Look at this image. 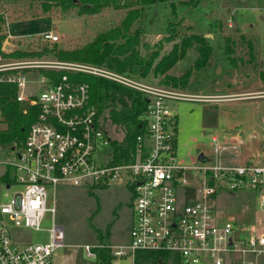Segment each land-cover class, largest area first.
I'll list each match as a JSON object with an SVG mask.
<instances>
[{
    "label": "built area",
    "instance_id": "2783aa9c",
    "mask_svg": "<svg viewBox=\"0 0 264 264\" xmlns=\"http://www.w3.org/2000/svg\"><path fill=\"white\" fill-rule=\"evenodd\" d=\"M42 41L55 43L52 31ZM0 50V86L16 88L14 100L26 114L36 107L35 120L18 147H9L6 164L21 187L9 202L0 204V264H52L56 248L63 245V227L53 224L50 241L17 244L8 222L15 227L39 229L46 212L47 185L108 186L126 183L132 189L133 222L130 244L116 246L114 255L132 256L138 250L176 253L181 264H264V231L237 220L222 221L216 200L221 191L251 189L264 213V145L241 163H225L227 149L239 152L243 144L211 135L214 157L189 165L177 156L176 118L169 100L192 95L151 85L143 80L92 64L66 60L26 59ZM42 69L64 71L57 79ZM37 72V76H33ZM88 73L142 92L147 97L144 133L137 135L132 160L114 163V140L106 123L90 103L89 86L70 74ZM40 90V91H39ZM0 105V128L5 124ZM238 231L248 232L241 235ZM87 255L95 258L90 245Z\"/></svg>",
    "mask_w": 264,
    "mask_h": 264
},
{
    "label": "rangeland",
    "instance_id": "374dc122",
    "mask_svg": "<svg viewBox=\"0 0 264 264\" xmlns=\"http://www.w3.org/2000/svg\"><path fill=\"white\" fill-rule=\"evenodd\" d=\"M1 12L4 18L1 24V33L5 36L3 43L11 46L13 51H36L47 46L51 51L43 57L23 58L50 61L57 59L56 50L80 48L97 33L119 25L126 9L108 6L96 14H79L77 8L52 6L45 11L39 2L16 1L3 2ZM169 22L176 23L177 40L190 34H201L212 49L209 63L201 68L194 67L198 52L190 48L169 70V75L179 77L191 69L184 87H165L161 83L164 77L154 76L152 72L144 80L151 85L192 95V98L168 101L176 118L177 156L189 165L196 164L200 152L213 158L211 135L222 137L229 128L243 129L246 141L255 142L253 134L264 138V74L260 76V68L264 70V0L156 2L144 8V16L139 21L142 40L151 44L158 41ZM45 31L56 34L58 41L43 42L42 33ZM248 41L254 42V58L250 56ZM227 43L234 48L235 66L228 59ZM170 47V44L166 45L164 52ZM140 50L144 52L142 48ZM33 76L36 77L37 72ZM105 123L114 139L123 137L120 129ZM225 141L230 143L227 138ZM247 146L245 143L241 148L243 155ZM230 154L235 153L230 149L223 153L224 157ZM11 158L9 146L0 144V204L9 202L12 194L21 190L15 184L6 187L1 179ZM10 174L13 175L12 169ZM46 190L47 206L54 207V212L44 214L39 229L15 227L6 215L3 216L15 243L49 242L55 223L63 227L64 240L63 245L56 248L52 264H95L94 258L87 255L85 245L94 250L101 242L115 257L112 264H135L131 254L116 256L113 253L116 246L130 244L133 222L131 187L126 183L102 187L60 183L55 187L47 185ZM245 204L255 213L245 227L255 225L257 230L264 231V213L258 209V196L250 189L233 194L221 191L216 200L217 215L222 221L232 220L235 215H240ZM245 214L248 212L242 213V221H245ZM238 233L246 235L248 232Z\"/></svg>",
    "mask_w": 264,
    "mask_h": 264
},
{
    "label": "trees",
    "instance_id": "16d2710c",
    "mask_svg": "<svg viewBox=\"0 0 264 264\" xmlns=\"http://www.w3.org/2000/svg\"><path fill=\"white\" fill-rule=\"evenodd\" d=\"M39 2L43 10L52 6L64 9L77 8L79 14H96L103 8L126 9L125 15L119 25L97 33L93 39L80 48L72 50L59 49L54 52L57 59L82 62L101 66L109 70L127 74L140 80H145L149 72L154 76H163L161 83L165 87L176 88L186 86L191 69L182 76L175 77L168 74L169 70L184 56L190 48H195L198 57L194 62L195 68H201L209 63L212 49L207 39L201 34H190L176 39V23L169 22L166 32L161 38L151 44L142 40V26L140 19L144 16V8L156 2L170 0H0V50L4 34L1 33V24L4 21L1 12L3 2ZM173 6V3H171ZM250 56L254 58L253 43L248 41ZM171 47L164 52L165 46ZM228 59L235 66L236 58L231 43L225 45ZM144 52L141 53L140 49ZM44 46L36 51H11L7 56L15 58H40L50 53ZM57 79L64 73L61 70L42 69ZM75 80L85 82L89 86L90 103L97 109L98 116L105 122L111 123L123 132L120 140L112 141L114 146V163L132 160L136 137L146 130L145 119L147 97L140 91L134 90L117 82L88 73L70 74ZM16 88L13 85L0 86V105L4 112V128H0V144L18 147L25 138L26 131L35 120L36 107L23 114L18 103L14 100ZM12 168L8 166L1 179L6 183L13 181L10 174ZM104 242L94 247L95 264H112L115 258ZM135 264H181L176 253L168 251L138 250L133 255Z\"/></svg>",
    "mask_w": 264,
    "mask_h": 264
},
{
    "label": "crops",
    "instance_id": "0c3cea01",
    "mask_svg": "<svg viewBox=\"0 0 264 264\" xmlns=\"http://www.w3.org/2000/svg\"><path fill=\"white\" fill-rule=\"evenodd\" d=\"M253 45H254V42H253ZM9 47H11V46H9ZM263 74H264V70L262 68H260V76H262ZM226 131L228 133L222 134V137H220V138H222L223 140H225L227 138L232 143L235 142L234 141L235 139L238 142V139L241 138L243 140V144L240 146L239 152L235 153L234 155L230 154L228 157L223 156V161L225 163H241V162H244L249 158L250 155L258 152V150L264 145V138L263 137H257L255 134H253V136H252V138H253V140H255V142L246 141L245 137H244L245 132L243 129L229 128ZM237 142H235V143H237ZM245 143H247L248 146L246 148L245 154L243 155L241 153V148ZM250 145H252V147ZM251 191L257 196L255 191H253V190H251ZM246 212H248V215H250V216L245 214V217H246V218H244L245 221H242L241 220V218H243L242 213H246ZM252 213L253 212L251 211V207L245 204L241 210L240 215H237V216L235 215L234 218L237 220V222H239L240 225L245 226V223L251 218V215H253V217H254L255 213H253V214ZM94 260H95V258H94Z\"/></svg>",
    "mask_w": 264,
    "mask_h": 264
},
{
    "label": "water",
    "instance_id": "95a60500",
    "mask_svg": "<svg viewBox=\"0 0 264 264\" xmlns=\"http://www.w3.org/2000/svg\"><path fill=\"white\" fill-rule=\"evenodd\" d=\"M203 157H204L203 152H200L198 154V160H203Z\"/></svg>",
    "mask_w": 264,
    "mask_h": 264
}]
</instances>
